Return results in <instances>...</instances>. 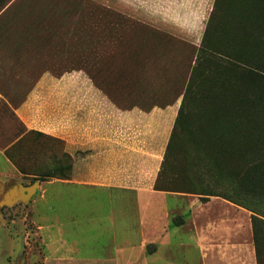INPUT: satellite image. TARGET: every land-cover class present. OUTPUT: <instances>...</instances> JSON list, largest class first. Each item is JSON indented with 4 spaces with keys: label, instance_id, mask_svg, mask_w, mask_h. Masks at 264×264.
Returning <instances> with one entry per match:
<instances>
[{
    "label": "rangeland",
    "instance_id": "obj_1",
    "mask_svg": "<svg viewBox=\"0 0 264 264\" xmlns=\"http://www.w3.org/2000/svg\"><path fill=\"white\" fill-rule=\"evenodd\" d=\"M1 4L0 264H47L42 236L28 213L40 187L29 201L7 204L40 181L22 175L6 150L27 132L36 131L27 124L35 125L37 119L48 123V117L36 119L33 114L37 109L46 112L47 103L54 101V86L39 85L42 78L77 76L80 64L88 66L87 72L94 76V68L89 66H93L96 46L103 53L111 48L149 53L158 47L168 54V66L173 65L164 78L187 92L184 111L189 136L183 131L178 146L207 145L237 166L246 160L241 150L245 144L260 141L257 133L246 138L243 119L252 117L264 126V86L258 79H247L245 72L250 68L245 64L238 65L218 53L264 64V0H0ZM172 36L176 41L149 44L152 39ZM62 87L60 84L56 92L61 93ZM36 89L39 94L32 97ZM25 103L26 114H32L28 123L17 111ZM55 103L62 129V121L69 120L61 115L66 101L59 97ZM51 119L54 123V117ZM70 120L76 122L77 117ZM177 127L175 123L173 132ZM16 156L38 175L60 170L70 179L74 176V158L66 153L63 140L58 143L31 136L16 150ZM254 202L241 204L247 209L264 208L261 201Z\"/></svg>",
    "mask_w": 264,
    "mask_h": 264
},
{
    "label": "crops",
    "instance_id": "obj_2",
    "mask_svg": "<svg viewBox=\"0 0 264 264\" xmlns=\"http://www.w3.org/2000/svg\"><path fill=\"white\" fill-rule=\"evenodd\" d=\"M152 48L103 53L96 46L93 78L80 64L77 76L39 82L54 86L53 103L33 113L48 123L27 125L63 140L75 162L72 179L40 183L28 206L47 264H257L248 210L219 197L204 203L154 188L184 92L164 78L173 65L168 54ZM59 97L66 101L61 115L69 118L62 129ZM27 106L17 111L28 123Z\"/></svg>",
    "mask_w": 264,
    "mask_h": 264
},
{
    "label": "trees",
    "instance_id": "obj_3",
    "mask_svg": "<svg viewBox=\"0 0 264 264\" xmlns=\"http://www.w3.org/2000/svg\"><path fill=\"white\" fill-rule=\"evenodd\" d=\"M3 7L1 4L0 12L4 9ZM198 54L199 51L197 52V58ZM218 54L222 57L226 55L224 58L232 60L238 65L245 64V66L250 68L249 71L245 72L247 79H258L264 86V64H252V60L244 61L247 58H243L240 55L230 53ZM85 71L87 70L85 69ZM91 76L93 78V75ZM186 93L184 91L182 105L176 121L178 127L174 130L171 141L167 146L161 170L154 186L155 190L195 195L200 197V200L204 203L208 202L211 197H219L244 209L247 208L241 202L243 203L245 200H255L253 204L261 201L264 204V126H259L252 117H245L243 119L245 127L243 133H245L246 138L257 133V138L260 141L256 142V144L248 141L249 143L245 144L241 150L244 151L246 160L240 164L237 162V166L231 160L222 158V154L213 152V149L207 145L200 147L189 143L185 147L178 146V139L183 131L184 136H189L188 129L185 127L187 121L184 111ZM261 107L264 110V97L263 106ZM262 119L264 120V117ZM31 136L50 139L51 141L60 143V140L50 138L43 133L36 131L27 132L6 150L7 158L17 170L22 175L33 176L35 177V181L40 182L52 179H70L60 170H53L44 175H38L27 168L20 158H17L16 150L23 148L24 140ZM241 184L248 186V189ZM226 187L232 191L236 199L227 194L226 191L228 190L225 189ZM240 196L244 200H238L237 197ZM247 210L252 213L251 218L257 264H264V208L258 209L252 207Z\"/></svg>",
    "mask_w": 264,
    "mask_h": 264
},
{
    "label": "water",
    "instance_id": "obj_4",
    "mask_svg": "<svg viewBox=\"0 0 264 264\" xmlns=\"http://www.w3.org/2000/svg\"><path fill=\"white\" fill-rule=\"evenodd\" d=\"M39 186H40V182H36L32 186L24 188L23 192H22L23 193L22 196H20L17 199L8 201L7 204L8 205L13 204V203H15L18 200L21 201V202L29 201L32 198V196L36 193V191L39 188Z\"/></svg>",
    "mask_w": 264,
    "mask_h": 264
}]
</instances>
